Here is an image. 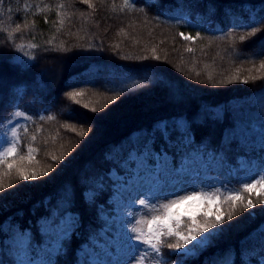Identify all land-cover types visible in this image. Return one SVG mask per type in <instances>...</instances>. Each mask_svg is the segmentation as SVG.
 <instances>
[{
	"label": "trees",
	"instance_id": "trees-1",
	"mask_svg": "<svg viewBox=\"0 0 264 264\" xmlns=\"http://www.w3.org/2000/svg\"><path fill=\"white\" fill-rule=\"evenodd\" d=\"M89 3H0V138L15 127L20 141V154L0 164V183L12 185L0 191V241L27 237L21 264H91L78 252L108 227L109 249L130 251L125 231L100 216L115 192L107 172H130L131 151L148 163L141 172L164 153L243 197L233 218L203 233L205 245L186 252L183 264H264V190L256 197L243 191L239 161L264 166V25L239 39L253 18H264V0ZM75 92L82 95L70 99ZM29 145L37 150L32 159ZM17 168L37 178L20 180ZM220 210L232 213L231 202ZM68 213L77 220L70 234L41 230L42 221L57 223ZM189 227L184 218L181 231ZM254 244L259 250L245 254V263L241 251ZM140 255L155 264L150 253ZM164 259L175 264L179 257ZM14 261L1 251L0 264Z\"/></svg>",
	"mask_w": 264,
	"mask_h": 264
},
{
	"label": "rangeland",
	"instance_id": "rangeland-1",
	"mask_svg": "<svg viewBox=\"0 0 264 264\" xmlns=\"http://www.w3.org/2000/svg\"><path fill=\"white\" fill-rule=\"evenodd\" d=\"M195 16L198 17L199 14ZM186 19L191 22L188 16ZM5 136L10 139L11 130L1 137L0 141H2ZM129 158L136 160V165L131 168L130 172L118 173L114 167H111L107 172V175H109L113 181L115 192L108 199L109 206L106 208V211L100 214L105 222L118 224L120 228L125 231V235L132 227H137L138 230L140 227H144L145 231H147L146 225H136L134 220L150 219L152 215L157 214L151 212L148 207H142L139 203L140 199H144L146 204L151 202L154 206L167 203L169 200L177 198L178 195L182 196L194 192H222L215 177L208 174H199L190 163L184 159L181 160L180 163L175 164L170 156L164 153L157 154L154 157L153 166H147L146 170L141 172L140 169L148 165L146 160L142 158V155H136L135 152L131 151ZM239 161L241 167L246 168L241 174V183L244 179L249 177H254L255 180L260 179L259 173L264 169L263 165L257 163L255 160L250 163L242 157ZM198 162H201V160H198ZM255 180H250V182L254 183ZM263 190L264 184L257 183L255 188L251 192H248V195L252 197L261 196ZM85 196L89 197L90 193L86 192ZM165 197H167V199H165ZM248 200H246V203ZM204 208H210L213 213L217 212V206L215 204L197 205L196 202H188L182 205L180 211H184L185 209L199 211ZM219 211H221L220 208ZM145 213H149V215L145 216ZM199 217L200 216L197 218ZM184 218H187V216ZM76 221L75 216L68 213L63 218L59 219L57 223H51L50 220L42 221L41 230L54 233L56 238L65 236L74 230ZM106 231L111 232L108 227L102 228L100 232L101 240L98 238H91L89 243L84 244L82 249L78 252L80 260L86 258L91 264H126L130 251L109 249V246H112V242L110 236L106 234ZM253 236H255V233L251 235V237ZM26 241L27 237L20 235V233H17L13 238L7 237L0 241V253L4 251V253L6 252L9 256L16 258L18 261H14L13 264H21L22 262L20 263L19 260L21 256L20 248L25 246ZM200 244L202 246L205 245L202 241ZM1 245H4L3 248ZM258 250V245L255 244L249 247L245 246L241 251L245 263L247 262L245 254L254 256L255 252ZM187 253H190V251L188 250ZM257 258L258 260L261 259L260 257Z\"/></svg>",
	"mask_w": 264,
	"mask_h": 264
},
{
	"label": "snow or ice",
	"instance_id": "snow-or-ice-1",
	"mask_svg": "<svg viewBox=\"0 0 264 264\" xmlns=\"http://www.w3.org/2000/svg\"><path fill=\"white\" fill-rule=\"evenodd\" d=\"M84 3H88L89 7H92V4L89 3V0H82ZM134 2V0H133ZM2 3V0H0ZM129 0H125V7L128 6ZM58 7L63 8V5ZM47 22V20H46ZM259 25H264V18L260 20H255L253 18L252 23L245 26L251 28V31H247V36H240L241 41H245L247 37L255 36L262 29ZM19 26H17V32H19ZM184 39L191 40L194 39L191 36H185L184 33L180 34ZM51 43V41H49ZM33 48L38 47L37 45H31ZM19 47H23L20 45ZM191 51V49H189ZM158 59V57H157ZM260 68H264V63H261ZM247 83V81H244ZM122 90V89H121ZM69 98L75 100L76 97L82 95L80 92L69 93ZM79 103V101H76ZM95 110V109H93ZM15 118L30 119V117L25 116L21 111H15L13 113ZM49 120L53 117L49 116ZM26 131V129H25ZM83 135V133H81ZM36 137L33 136L32 140H35ZM7 145V146H5ZM37 150L30 145L28 146V158H34L33 154ZM264 153V152H262ZM20 154V141L17 133V129L13 127L11 129V138L7 136L0 141V164L5 163L8 157H15ZM23 159V156L20 157ZM9 171L5 175L10 176L11 169L13 168L12 164H8ZM47 173H40V175H46ZM260 179L255 180L254 177L246 178L242 181V189L245 192H251L257 183L264 184V169L259 173ZM17 177L20 180H29L36 179L35 173L30 177L25 173V170L17 168ZM250 180H255L254 183ZM9 183H0V191L11 187ZM167 199V197H165ZM188 202H196L197 205L215 204L217 206V212L213 213L210 208H204L203 210L193 211L190 209H185L180 211L181 206L187 204ZM222 202H231L232 204V213L225 214L222 211H219L220 205ZM243 203V197L241 195L240 189H228L225 188L224 192H194L192 194H185L182 196H177L175 199L169 200L164 204L152 205L151 202L146 204L144 199H140L139 203L142 207H148L151 212L157 213L152 215L150 219H135L134 223L136 225H146L147 231L144 227H140L139 230L137 227H132L126 233V242L127 246L130 249V254L126 260V264H146V261L149 259L148 255H139L141 251L146 254L150 253V258L155 261V264H168V260L164 257H172L173 254L179 259H176L175 264H183V257L186 256V252L190 249H195L199 247L201 241L206 237L202 234L209 232L210 229L216 228L217 225L223 224L225 219L231 220L236 211L237 203ZM264 203V200L260 201ZM246 208L254 207L252 201L249 199L245 204ZM149 213H145V216H148ZM187 216V219L191 222V227L188 228L187 233L181 231V224L184 220V217ZM198 216L204 218V222L200 223L197 220ZM214 217L215 223L212 222ZM175 237L176 243L168 242V239ZM167 238V239H166ZM199 238V239H198ZM195 242V243H193ZM190 247H185L189 246ZM31 247V246H30ZM167 248L168 252H163L164 248ZM34 251V250H33ZM33 264V262H29Z\"/></svg>",
	"mask_w": 264,
	"mask_h": 264
}]
</instances>
